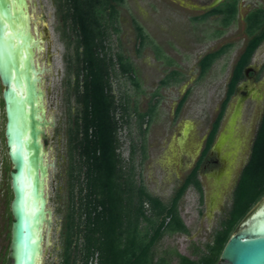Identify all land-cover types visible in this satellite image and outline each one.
<instances>
[{
  "label": "rangeland",
  "instance_id": "rangeland-1",
  "mask_svg": "<svg viewBox=\"0 0 264 264\" xmlns=\"http://www.w3.org/2000/svg\"><path fill=\"white\" fill-rule=\"evenodd\" d=\"M32 2L35 16L41 12L45 14V19L38 21V33L44 38V49L39 60L51 67V72L44 74L46 114L52 113L55 118V125L49 127L46 139L48 161H54V167H49L47 188L53 224L50 243L45 247L42 264H62L64 216L70 208L71 193L75 199L78 191L77 183L72 186L75 181L72 174H76L74 166L78 162L77 154L68 143V130L73 122L75 104L64 82L65 47L55 28L57 17L54 2ZM243 2L245 6L241 8L237 18L219 34L216 29L221 28V24L217 16H208L204 20L192 18L203 12L201 0H125L120 6L119 31L112 33L110 42L113 49L122 50L134 63L141 89L135 91L129 79L119 74L113 77V91L117 96L124 90L128 91L130 105H136L139 110H145L149 102L156 99L157 104L155 114L144 134L140 129L139 118L131 112L128 121L121 125L119 130V151L126 162L133 164L135 179H140L152 194L164 202L169 201L175 188L182 182L188 172V166L199 158L206 134L224 97L233 65L247 39L242 15L254 5H264V0ZM134 18L147 34L140 51H137L138 37ZM225 43L231 44L227 51L199 77L200 57ZM156 47H160L161 52L171 57L173 62L168 63L165 57H157ZM249 66L254 68L256 75L254 80H247L252 97H246L243 101L230 136L220 147L222 154L227 153L228 143L235 145L239 142L240 148L247 142L250 144L257 129L264 108V96L259 100L253 97L264 95V40L254 51ZM172 67L180 71V80L168 85H159L160 79ZM187 90L188 95L177 111L178 101ZM1 92L0 82V214L4 203L7 204L10 199L7 192L10 161L6 156L7 148L3 134L5 114ZM240 95L235 91L228 101L217 136ZM144 125L142 122V126ZM143 137L144 149L141 144ZM227 156L228 161L219 179L223 182L228 178L226 182L232 183L230 180L237 174V170H232L234 162L236 166L241 165L243 159L239 162V159L232 155ZM199 178L204 191L203 202H199V193L193 185L185 189L178 202L179 211L189 232L164 234L156 244L158 254L164 249H177L195 256L196 245L203 246L211 240L213 229L225 215L231 201V186H223L220 183L218 190V186L214 187L213 177L199 174ZM263 200L264 195L250 212ZM7 240V236L1 237L0 244L6 247Z\"/></svg>",
  "mask_w": 264,
  "mask_h": 264
},
{
  "label": "trees",
  "instance_id": "trees-1",
  "mask_svg": "<svg viewBox=\"0 0 264 264\" xmlns=\"http://www.w3.org/2000/svg\"><path fill=\"white\" fill-rule=\"evenodd\" d=\"M124 1L53 0L55 28L65 47L64 82L75 104L68 143L78 161L74 166L76 174H72L75 177L72 186L77 183L78 191L75 199L71 193L70 208L62 227V264H217L229 236L264 195V108L250 154L232 190L229 207L213 229L211 240L203 246L196 245L193 257L177 249H164L158 254L156 244L164 234L189 232L178 208L185 189L193 185L199 193V202H203V187L196 165L175 188L169 201L164 202L140 179H135L133 164L126 162L119 151V130L131 112L139 118L144 134L157 104L156 99L145 110H139L136 105H130L128 91L119 96L113 91V77L119 74L129 79L135 91L141 89L134 63L122 50L113 49L110 42L112 33L119 31V11ZM236 13L237 0H222L192 18L204 20L216 14L221 24L216 29L219 34L235 20ZM133 21L138 37L137 51H140L147 34L135 18ZM244 21L247 39L233 65L203 153L214 140L228 101L244 76L245 66L264 40V6L251 8ZM230 45L225 43L205 52L198 60V76L204 75ZM156 55L173 62L160 47H156ZM179 74L177 68H170L159 85L179 81ZM188 92L180 97L177 111ZM142 141L144 149V137ZM7 189L10 192L9 185Z\"/></svg>",
  "mask_w": 264,
  "mask_h": 264
},
{
  "label": "water",
  "instance_id": "water-1",
  "mask_svg": "<svg viewBox=\"0 0 264 264\" xmlns=\"http://www.w3.org/2000/svg\"><path fill=\"white\" fill-rule=\"evenodd\" d=\"M32 4V0H0V82L13 218L8 264H41L52 228L47 188L49 167H54V161L45 157V128L54 127L55 118L52 113L46 116L44 88V73L51 72V67L38 62L44 38L38 35ZM39 16L45 19L43 12ZM245 98L240 95L236 99L214 148L220 149L230 136ZM263 217L264 200L229 236L217 264H264Z\"/></svg>",
  "mask_w": 264,
  "mask_h": 264
},
{
  "label": "flooded vegetation",
  "instance_id": "flooded-vegetation-1",
  "mask_svg": "<svg viewBox=\"0 0 264 264\" xmlns=\"http://www.w3.org/2000/svg\"><path fill=\"white\" fill-rule=\"evenodd\" d=\"M220 1H222V0H220ZM220 1H218V2H220ZM201 2H202L201 8H203V12L205 10L209 9L210 7H212L213 5L218 3V2L214 3L215 0H201ZM244 6H245V4H244L243 0H237L236 18L238 16V13L240 12L241 8L242 7L244 8ZM255 6H264V5L257 4V5H254V6L250 7V8H248V9H246L244 14L242 15L243 20H244V17L246 15V13L251 8H253ZM212 15L217 16L216 14H212ZM212 15H210V16H212ZM244 23H245V21H244ZM44 24L45 23H43V25ZM244 45H245V43H244ZM243 48H244V46H243ZM243 48H242V50H243ZM250 62H251V59H250L249 63L244 68V76H243V78L239 81V83L236 86V89H238V92L241 95H245L247 98L248 97H252V93L250 94V88L251 87H248L249 84H248L247 80H249V81L250 80H254L253 77L256 76L254 68L249 66ZM236 89H235V91H236ZM262 96H264V95L263 94L262 95H257V96H255L253 98H255V99L257 98L259 100V99L262 98ZM219 126H220V124H219ZM210 129H211V127H210ZM210 129L208 130V132L206 134V137L204 139V142L202 144V147L200 149L199 158L194 163H191L190 166H188V168H189L188 172L194 166L198 165L197 166L198 177H199V174L206 175L207 177H213L214 178V187H215V185L218 186V190H219V187H220L219 186L220 183L223 186H225V184L226 185L228 184V186H231L230 188H231V194H232V190H233L234 185H235V183H236V181L238 179V176L240 174L242 166L245 164V162L247 161L248 156L250 154L252 141H251L250 144H248V142H247L242 148H240L241 145L239 144V142H237L235 145H232V144L228 143V147H227V151H226L227 153L226 154H222L220 149L214 148V142H215V139H216V136H217V133H216L212 144L207 149V151L205 153H203L204 147H205V143H206V139H207V136H208V133H209ZM218 129H219V127H218ZM217 132H218V130H217ZM3 134H4V131H3ZM4 139H5V136H4ZM5 146H6V143H5ZM227 154L232 155L235 159H239V162H240V160L242 161V159H243V164L236 166V164H235L236 162H234V166L233 167L231 166V163L233 164V159L230 161V166L232 167V170H234V169L237 170L236 177L234 178V175H233V180H230L233 183V185H232V183H228L229 181L226 182L228 178L226 180L224 179L223 182H220V179H219V175L221 174L222 169H225L224 168L225 167V163L228 161ZM245 155H246V157H245ZM7 158L9 160L8 154H7ZM10 169H11V164H10ZM10 169H9V171H10ZM9 171H8V176H9L10 192H9V190L7 192H8V194L11 193V197H10V199H9L7 204L4 203L2 214H0V235H1L0 238L1 237L4 238V237L7 236L8 240H7L6 247L5 246L3 247L0 244V264H8L10 262L9 244H10V237H11V223H12L13 218H12V213H11V210H10V201L12 199V190H11V184H10ZM234 174H235V172H234ZM183 180H184V178H183ZM203 194H204V191H203Z\"/></svg>",
  "mask_w": 264,
  "mask_h": 264
},
{
  "label": "bare ground",
  "instance_id": "bare-ground-1",
  "mask_svg": "<svg viewBox=\"0 0 264 264\" xmlns=\"http://www.w3.org/2000/svg\"><path fill=\"white\" fill-rule=\"evenodd\" d=\"M32 11H33V18L35 19V24H36V28H37V32H38V21L41 19V20H44L43 18H40V16L37 18L35 15H34V9H32ZM38 35H39V33H38ZM40 36V35H39ZM43 44H44V42H43ZM44 49V48H43ZM43 49H41L40 51H39V53H38V62H39V64L41 65V64H43L42 62H40V60H39V58H40V56H41V54H42V52H43ZM45 74V73H44ZM46 116H47V114H46ZM48 129H49V127H46L45 128V131H46V133L48 132ZM45 157H46V160L48 161V150H47V153L45 154ZM51 218H52V216H51ZM263 220H264V217H263V219H262V221H260V223H263ZM52 224H53V218H52ZM51 230H52V228H51ZM51 230H50V233H49V235H48V240H50V234H51ZM48 244H46V245H44V250H45V247L47 246ZM43 258H44V254H43V257H42V261H41V264L43 263Z\"/></svg>",
  "mask_w": 264,
  "mask_h": 264
}]
</instances>
